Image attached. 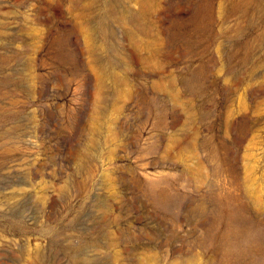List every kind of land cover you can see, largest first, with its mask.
Wrapping results in <instances>:
<instances>
[{"label":"rangeland","instance_id":"374dc122","mask_svg":"<svg viewBox=\"0 0 264 264\" xmlns=\"http://www.w3.org/2000/svg\"><path fill=\"white\" fill-rule=\"evenodd\" d=\"M0 264H264V0H0Z\"/></svg>","mask_w":264,"mask_h":264},{"label":"bare ground","instance_id":"6f19581e","mask_svg":"<svg viewBox=\"0 0 264 264\" xmlns=\"http://www.w3.org/2000/svg\"><path fill=\"white\" fill-rule=\"evenodd\" d=\"M251 239H254V238H251ZM254 241V240H253Z\"/></svg>","mask_w":264,"mask_h":264}]
</instances>
